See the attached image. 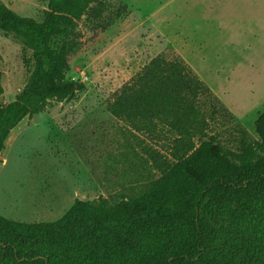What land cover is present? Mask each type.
Wrapping results in <instances>:
<instances>
[{
    "label": "rangeland",
    "instance_id": "rangeland-1",
    "mask_svg": "<svg viewBox=\"0 0 264 264\" xmlns=\"http://www.w3.org/2000/svg\"><path fill=\"white\" fill-rule=\"evenodd\" d=\"M2 1L37 22L48 12L49 0ZM75 37L66 77L85 88L67 100H49L11 131L0 153L4 217L54 222L75 199L115 204L161 176L158 164L174 161L175 131L159 123L135 132L107 110L108 101L159 54L181 57L218 98L201 105L208 136L236 149L239 123L257 138L255 121L264 111V0H96L76 21ZM34 67L23 40L0 31L4 104L15 100ZM152 149L160 154L158 163L148 154ZM257 208L248 223L264 238V205Z\"/></svg>",
    "mask_w": 264,
    "mask_h": 264
},
{
    "label": "trees",
    "instance_id": "trees-1",
    "mask_svg": "<svg viewBox=\"0 0 264 264\" xmlns=\"http://www.w3.org/2000/svg\"><path fill=\"white\" fill-rule=\"evenodd\" d=\"M95 1L49 0L37 22L0 0V31L21 38L35 63L25 87L6 104L0 80V153L25 117L85 88L66 71L78 46L76 21ZM209 99L219 103L181 57H153L107 110L135 132L159 123L175 131L174 161L158 164L162 174L144 192L115 204L102 197L75 199L54 222L25 223L0 214V264H264L262 231L248 223L257 205H264V111L255 121L257 138L238 123L237 147L231 149L204 132L207 121L199 117ZM148 154L158 163L157 151Z\"/></svg>",
    "mask_w": 264,
    "mask_h": 264
}]
</instances>
